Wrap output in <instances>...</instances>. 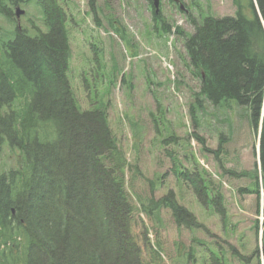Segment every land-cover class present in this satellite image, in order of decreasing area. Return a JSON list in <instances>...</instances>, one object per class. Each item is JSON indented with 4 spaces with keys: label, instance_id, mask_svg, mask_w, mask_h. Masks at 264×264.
I'll use <instances>...</instances> for the list:
<instances>
[{
    "label": "rangeland",
    "instance_id": "obj_1",
    "mask_svg": "<svg viewBox=\"0 0 264 264\" xmlns=\"http://www.w3.org/2000/svg\"><path fill=\"white\" fill-rule=\"evenodd\" d=\"M56 1L66 15L68 78L77 104L104 109L125 161L135 207L131 231L144 264H264L259 126L233 101L202 100L197 108L200 81L183 42L194 32L188 17L200 24L207 16H233V1L180 0L184 12L174 0H160L157 19L150 0ZM17 8L23 11L18 19ZM16 24L30 35L47 30L38 0H0V42L14 37ZM15 156L1 144L0 169L12 167ZM181 171L204 177L208 199L222 196V212L205 203ZM169 191L198 225H177L170 209L153 208L150 199Z\"/></svg>",
    "mask_w": 264,
    "mask_h": 264
},
{
    "label": "trees",
    "instance_id": "obj_2",
    "mask_svg": "<svg viewBox=\"0 0 264 264\" xmlns=\"http://www.w3.org/2000/svg\"><path fill=\"white\" fill-rule=\"evenodd\" d=\"M232 1L233 16H207L200 24L188 17L194 32L184 35V48L200 81L197 108L202 100L233 101L247 108L258 128L264 110V0ZM38 3L47 30L30 35L22 28L0 54V109L13 107L0 119L6 123L1 133L17 151L14 165L0 176V264H144L131 231L135 207L126 189V164L106 112L77 104L68 78L66 15L56 0ZM259 160L264 192V111ZM179 173L222 212V196L208 199L204 177ZM151 200L153 208L170 209L177 225H198L172 191ZM261 244L264 263V226Z\"/></svg>",
    "mask_w": 264,
    "mask_h": 264
},
{
    "label": "flooded vegetation",
    "instance_id": "obj_3",
    "mask_svg": "<svg viewBox=\"0 0 264 264\" xmlns=\"http://www.w3.org/2000/svg\"><path fill=\"white\" fill-rule=\"evenodd\" d=\"M3 14L8 15V16H11V15H12V12H10V11L7 10V11H4ZM11 18H12V17H11ZM21 29H22L21 26L18 25V24H16V26H15V28H14V34H16V32H17V31H20ZM7 41H8V40H6V41H4V42H0V54H1V51H2V49L4 48V45L6 44ZM3 62H4V61H2V60L0 59V76L4 75V72H3L2 68H1V63H3ZM14 108H15V110H18V109H19V106L16 104V106L14 105ZM11 110H13V107H12V106H10V107H6V106H5V107H3L2 109H0V119L4 117L5 113L10 112ZM5 125H6L5 122L0 123V148H1V144H6V145H7V142H6V140L4 139V138H5V135H3V134L1 133V126H2V127H5ZM17 134H19V132L16 131V135H17ZM7 146H8V145H7ZM4 172H6V171L0 169V176H1V174H3Z\"/></svg>",
    "mask_w": 264,
    "mask_h": 264
},
{
    "label": "water",
    "instance_id": "obj_4",
    "mask_svg": "<svg viewBox=\"0 0 264 264\" xmlns=\"http://www.w3.org/2000/svg\"><path fill=\"white\" fill-rule=\"evenodd\" d=\"M177 1V0H174ZM152 6L154 7V11L155 13H158L159 11V0H152ZM184 5L180 4V9H183ZM23 13L22 10H20L19 8L16 9V16L19 17L21 14Z\"/></svg>",
    "mask_w": 264,
    "mask_h": 264
}]
</instances>
